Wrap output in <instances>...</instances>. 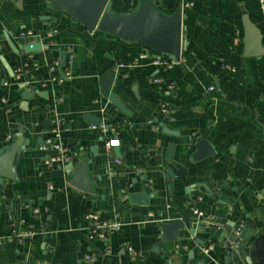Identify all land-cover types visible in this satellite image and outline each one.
<instances>
[{"label":"crops","instance_id":"1","mask_svg":"<svg viewBox=\"0 0 264 264\" xmlns=\"http://www.w3.org/2000/svg\"><path fill=\"white\" fill-rule=\"evenodd\" d=\"M139 1L110 0L111 12L132 13ZM150 1L165 16L177 9L184 16L185 52L171 68L153 65L149 56L140 59L141 45L72 23L66 13L50 8L51 0H0V145L18 133L28 141L16 180L3 185L0 195V264H227L228 249L230 264H245L243 252L256 231L264 237V10L258 0ZM184 3L192 6L183 8ZM244 15L261 34L260 57L244 56ZM22 32L31 36L21 37ZM35 44L39 50L24 52ZM61 52L67 55L61 68L68 79L56 86L47 81L49 63ZM1 59L13 73L29 68L16 83ZM221 61L234 72L221 68ZM112 70L111 95L129 116L101 96L100 78ZM19 83L35 88L31 99L20 98ZM209 86L213 91L204 93ZM85 117L116 123L118 145L106 153V137L91 130L94 124ZM61 124L68 128L61 142L72 169L87 161L86 182L63 170L69 163L45 164L39 147ZM160 125L177 135L162 133ZM197 137L213 155L190 163ZM190 202L214 227L195 235L206 244L196 245L186 230L175 241H161L162 225L180 221L185 213L194 220ZM88 212L120 222L121 228L105 243L90 242L83 221ZM22 221L36 235L9 241L11 228H20ZM229 222L236 227L227 235ZM127 248L137 254L134 261ZM86 256L95 261L87 263Z\"/></svg>","mask_w":264,"mask_h":264},{"label":"water","instance_id":"2","mask_svg":"<svg viewBox=\"0 0 264 264\" xmlns=\"http://www.w3.org/2000/svg\"><path fill=\"white\" fill-rule=\"evenodd\" d=\"M110 0H51L50 8L53 11L66 13L71 22L83 26L89 32L99 31L109 34L118 40L143 46L145 55L153 60H159V56L165 57L170 62H180L182 54L185 52V42L182 38V20L180 9L175 10L172 15H163L150 0H140L138 8L127 14H115L111 12ZM242 26L244 30L243 44L245 57H260L263 54L261 47V34L256 27L249 22L244 15L242 17ZM9 47L17 52L15 46L11 42L9 35H5ZM40 49L39 44L27 45L24 47L25 53H32ZM150 52L155 55L150 56ZM52 55L49 54V59ZM67 55L60 53L59 61L61 67H65ZM2 60V59H1ZM3 64L9 72V76L13 77V68H9L7 63ZM116 70L104 73L100 78V93L101 96L111 105L116 111L125 116H129V112L125 106L111 95V88L115 80ZM16 88L21 91L20 98L27 101L36 93L34 87L26 86L19 83ZM25 106V102L22 103ZM88 122L98 125L100 122L97 118L85 117ZM161 131L167 135H177V132L169 130L167 127L160 125ZM196 151L189 159L190 163L200 161L204 158L213 155V150L209 144L201 137L196 139ZM28 141L25 140V134H16L10 138L8 144L0 145V195L2 194L3 185H9L16 180V167L19 163L20 154L27 151ZM171 146L169 147L167 162L170 160ZM93 155H96L95 148L90 150ZM86 163L81 160L77 170L72 169L71 162L63 169L66 173L75 179L86 182ZM165 174L174 178V175L169 169L165 170ZM183 181L184 179L181 178ZM70 184L78 185L69 180ZM204 187V186H203ZM205 188V187H204ZM207 190V187L205 188ZM206 195L212 201H217V198L211 195L209 190ZM247 219V216H246ZM187 213L183 214L180 221L165 224L161 226V238L163 242L175 241L179 238V231L186 230L191 238H194L195 244L203 247L206 244L205 240L196 238L195 235L202 233L206 228H212L213 225L207 226L201 223L197 224ZM252 226V224H250ZM199 226V228H197ZM236 227L235 222H229L225 228L227 235H230L232 229ZM214 228V227H213ZM256 238L253 239L244 251L245 264H264V237L256 231ZM230 252L227 250L226 263L230 264ZM193 254H189L192 258Z\"/></svg>","mask_w":264,"mask_h":264},{"label":"built area","instance_id":"3","mask_svg":"<svg viewBox=\"0 0 264 264\" xmlns=\"http://www.w3.org/2000/svg\"><path fill=\"white\" fill-rule=\"evenodd\" d=\"M259 7L261 10H264V0H258ZM192 5L190 3L182 4L183 8H190ZM54 35V32L51 31L47 34L49 38ZM20 36H31L30 32H22ZM140 59L144 60L147 58L145 54H142ZM178 62H161L160 60H155L153 65L161 66L164 65L167 68H171L173 64H177ZM120 68H130V65L120 64ZM220 67L227 69L231 72H234L232 68L227 66L224 62H220ZM28 69L29 66L25 65L24 68H18L14 71L13 79L16 83L21 80V76L24 73V69ZM49 72L50 77L48 78V83L56 86H62L65 81L68 79V74L65 68H61L59 59H53L49 63ZM155 83H160L159 79H154ZM174 85L172 83L167 85L168 90H172ZM213 91V87L209 86L207 89L204 90V93H209ZM209 98H204L202 101L203 104H207ZM163 112L167 113V109L162 106ZM61 128L58 127L57 129L52 130L51 137H49L42 145H40L39 150L46 153V160L45 164L47 166H61L67 163H70V155L68 148L61 142V137L68 132V128L61 124ZM91 130H96V132H100L103 136L106 137L105 141V152L109 153L112 148L118 145V134H119V127L116 123L112 121H103L98 125H92L90 127ZM200 201V198L196 199ZM188 212L194 218L197 224L201 223L203 225H207V221L205 218L204 213L195 208L194 204L190 202L188 204ZM37 212L36 210H34ZM84 221V230L86 232V238L88 241H99L105 243L108 241V236L114 232H117L121 228V223L106 219L100 216V214L96 212H88L83 217ZM25 222H21L20 228H11L8 240L9 241H24L33 238L36 234L30 228L26 229L24 227ZM199 228V226L197 227ZM208 249H204L203 253L207 254ZM127 253L131 256V260L134 261L137 257V254L131 249L127 248ZM84 260L87 263H93L95 258L93 256H86Z\"/></svg>","mask_w":264,"mask_h":264}]
</instances>
